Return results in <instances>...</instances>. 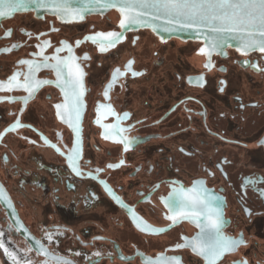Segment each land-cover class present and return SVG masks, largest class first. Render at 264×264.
<instances>
[{
    "label": "flooded vegetation",
    "instance_id": "af4514ba",
    "mask_svg": "<svg viewBox=\"0 0 264 264\" xmlns=\"http://www.w3.org/2000/svg\"><path fill=\"white\" fill-rule=\"evenodd\" d=\"M119 25L115 12L0 21V82L19 73L22 83L21 61L41 65L35 79L44 82L27 103L23 88L0 91L3 263L207 264L176 247L200 229L167 219L169 197L198 187L216 198L223 235L243 241L217 264H264V53L227 48L209 58L199 42ZM108 32L122 39L101 52L88 38ZM69 55L84 73L79 121L52 67ZM111 126L124 131L108 135ZM76 128L79 175L68 159Z\"/></svg>",
    "mask_w": 264,
    "mask_h": 264
},
{
    "label": "snow or ice",
    "instance_id": "6c2138e0",
    "mask_svg": "<svg viewBox=\"0 0 264 264\" xmlns=\"http://www.w3.org/2000/svg\"><path fill=\"white\" fill-rule=\"evenodd\" d=\"M88 3L100 5L105 9L116 8L122 17L119 25L122 30L144 23L143 18L151 16L153 20L164 18L168 24L175 23L180 28L192 29L198 35L203 31H207L213 34L211 40L207 36L204 37L209 58L213 52L222 49L226 41L221 37L223 34L228 33L234 34L233 38L238 41L237 50L241 54H248L257 50L264 53V0H88ZM29 4L41 8L47 7L44 0H0V8L3 9L0 10V17L11 16L13 13L25 9ZM54 7L79 19H83L84 12L92 11L88 4H84L79 9H69L67 0H64V3L54 5ZM88 39H91L93 43H97V39H99V50L104 52L108 48L115 47L116 43L122 39V34L120 32L98 33L95 37H89ZM105 41L107 43H104ZM57 51L59 52L61 49H57ZM68 51L71 53L70 47ZM200 52L204 53L205 49L201 48ZM52 59L57 60V63L52 66L57 76V87L61 88L65 101L70 104V114L79 121L84 94L83 70L76 64V58L72 55H69L66 59L56 57H52ZM84 59H88V57L85 56ZM20 63L27 65L29 68V72L24 74L23 82L21 83L18 79L19 73L14 74L6 84L0 82V91L23 88L28 93L23 102L27 103L28 99L34 96L44 82L35 79V71L41 65H33L29 61H21ZM43 66L49 67L46 62ZM251 66L255 67V65ZM73 67L74 71L72 70ZM130 67L131 62H129V69ZM117 73L119 74V69H117ZM133 75H136V73H133ZM105 97H107V91ZM56 107L60 109L62 106L56 105ZM65 122H68L70 127L72 126L70 120ZM19 127L21 125L17 120L7 131H16ZM111 127L113 130L108 135H118L124 131L117 126ZM74 130L77 133V147L72 150V154L69 155L68 159L73 171L79 175L77 164L79 158V129ZM0 138H2V134H0ZM105 138H108V136L106 135ZM45 143L48 142L45 141ZM127 147L126 142L125 150H127ZM109 167L115 166L109 165ZM181 192L183 193V190ZM167 206L173 212V215L168 216L167 219L171 220L173 224L182 219L190 220L200 229V233L195 239L188 241L183 238L185 244L176 247L191 246L192 252L206 260L207 264H217V261L224 254L234 251L239 244L243 243L242 240H233L223 235V219L216 198L205 194L202 188L189 189L186 194H182L180 199H177L175 195L170 196ZM137 227H140V225L138 224ZM141 231L157 234V230L151 229L147 225L141 228ZM159 231H164V229ZM0 248H3L2 243H0ZM5 252H7V249H5ZM8 254L11 255V253ZM95 255L99 256L100 254L96 253ZM12 259L15 260V256ZM57 264H69V262L57 258ZM159 264H172V261L160 257ZM244 264H246V261Z\"/></svg>",
    "mask_w": 264,
    "mask_h": 264
},
{
    "label": "water",
    "instance_id": "95a60500",
    "mask_svg": "<svg viewBox=\"0 0 264 264\" xmlns=\"http://www.w3.org/2000/svg\"><path fill=\"white\" fill-rule=\"evenodd\" d=\"M47 7H37L36 5L29 4L27 7L23 10L17 11L13 13L11 16H13L16 13H26V12H33L36 15H51L55 16L58 19L65 20V21H78L81 20L79 18L74 17L70 13H65L62 10H57L54 5L64 3V0H44ZM84 4H88V7L92 9V11H87L83 13V18L88 15H103L108 12H115L119 16V21H121L122 17L119 13V11L116 8H103L100 5L96 4H90L88 3V0H67V7L69 9H79L84 6ZM0 10H3L0 8ZM11 16L6 17H0V21L4 20L6 18H9ZM144 23H140L138 25H133L135 29H147L153 32L155 35L160 37L161 39H170L175 38L179 39L181 41H194L199 42L202 44L203 48L208 50L207 43L204 39L205 36L208 37L209 40H211L212 35L211 33H208L207 31L201 32L199 35L196 31H193L192 29L188 28H180L175 23L168 24L165 22L164 18H159L153 20L151 16H146L143 18ZM167 29V30H165ZM234 34L228 33L223 34L221 37L223 40L226 41L222 49L218 50L217 52L223 51L227 48L235 49L238 48V41L233 38ZM238 51V50H237ZM258 51V50H257ZM240 52V51H238ZM260 52V51H258ZM241 53V52H240Z\"/></svg>",
    "mask_w": 264,
    "mask_h": 264
},
{
    "label": "rangeland",
    "instance_id": "374dc122",
    "mask_svg": "<svg viewBox=\"0 0 264 264\" xmlns=\"http://www.w3.org/2000/svg\"><path fill=\"white\" fill-rule=\"evenodd\" d=\"M0 264H4L1 258H0Z\"/></svg>",
    "mask_w": 264,
    "mask_h": 264
}]
</instances>
